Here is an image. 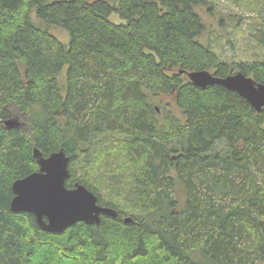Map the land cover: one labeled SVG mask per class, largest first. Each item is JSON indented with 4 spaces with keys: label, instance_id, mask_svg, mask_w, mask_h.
Returning a JSON list of instances; mask_svg holds the SVG:
<instances>
[{
    "label": "trees",
    "instance_id": "trees-1",
    "mask_svg": "<svg viewBox=\"0 0 264 264\" xmlns=\"http://www.w3.org/2000/svg\"><path fill=\"white\" fill-rule=\"evenodd\" d=\"M206 3L0 0V264H264V106L181 72L264 84V61H220L198 39ZM171 94L182 119L165 123L150 97ZM35 146L64 149L66 186L118 215L54 233L12 212Z\"/></svg>",
    "mask_w": 264,
    "mask_h": 264
},
{
    "label": "water",
    "instance_id": "water-1",
    "mask_svg": "<svg viewBox=\"0 0 264 264\" xmlns=\"http://www.w3.org/2000/svg\"><path fill=\"white\" fill-rule=\"evenodd\" d=\"M196 86L220 84L244 97L258 112L264 106V84L253 77L236 71L218 76L208 69L184 71ZM7 127H18L17 118L4 120ZM33 157L38 169L17 178L12 183L13 197L9 208L12 212H30L38 226L45 231L60 233L78 221L99 224L101 215L116 217L117 211L98 203L96 194L81 183L66 186L70 176V157L64 149L44 156L38 147L33 148ZM125 221L129 217L124 218Z\"/></svg>",
    "mask_w": 264,
    "mask_h": 264
},
{
    "label": "rangeland",
    "instance_id": "rangeland-1",
    "mask_svg": "<svg viewBox=\"0 0 264 264\" xmlns=\"http://www.w3.org/2000/svg\"><path fill=\"white\" fill-rule=\"evenodd\" d=\"M195 11L205 26L198 39L220 61H264V0H207L206 4L196 6ZM33 19L40 23L36 16ZM110 19L116 23L123 21L117 13H112ZM48 29L62 42H68L69 35L66 30L53 25ZM150 102L161 107L158 116L160 121L166 123L168 114L182 119L173 94L151 96Z\"/></svg>",
    "mask_w": 264,
    "mask_h": 264
}]
</instances>
